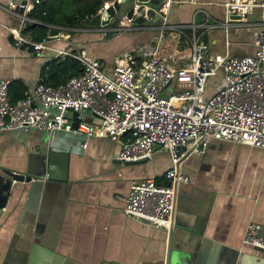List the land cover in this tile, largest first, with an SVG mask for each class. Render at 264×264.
I'll list each match as a JSON object with an SVG mask.
<instances>
[{
    "label": "crops",
    "instance_id": "1",
    "mask_svg": "<svg viewBox=\"0 0 264 264\" xmlns=\"http://www.w3.org/2000/svg\"><path fill=\"white\" fill-rule=\"evenodd\" d=\"M9 1L0 0V79L9 80L14 94L18 85L30 93L43 68L65 56L60 51L96 58L106 72L118 55L135 56L146 44L157 46L154 39L166 33L185 38L190 48L194 33L210 47L218 43L213 37L218 30L223 52H215L242 56L254 51L253 27L239 33L229 29L226 47L223 27L201 25L207 16V24L223 19L224 0H175L165 20L158 8L146 5L136 15L141 25L132 29L115 33L109 31L115 24L97 27L75 42L62 29L49 30L45 50L25 51L10 29L39 42L25 31L35 23L9 13ZM174 3L177 21L171 22ZM128 10L122 6L118 20ZM190 54L173 60L184 63ZM69 127L51 135L38 129L0 132V264H163L166 231L125 214L124 207L132 181L162 180L171 166L169 152L155 145L150 159L118 162L123 138L91 137L83 149L82 137H72ZM6 171L28 172L40 180L25 185L10 181ZM179 172L188 182L177 185L171 226L190 264H264V252L242 244L248 222L264 228V149L210 138L203 152L181 161Z\"/></svg>",
    "mask_w": 264,
    "mask_h": 264
},
{
    "label": "built area",
    "instance_id": "2",
    "mask_svg": "<svg viewBox=\"0 0 264 264\" xmlns=\"http://www.w3.org/2000/svg\"><path fill=\"white\" fill-rule=\"evenodd\" d=\"M174 1L163 0L156 10L163 20ZM37 2L11 0L5 9L22 21L38 24L26 15ZM222 6L221 21L207 24L204 12L207 17L201 25L223 27L226 47L230 28L253 27L252 54L230 56L228 50L212 53L209 45L193 33L188 38L191 54L184 63L172 60L168 64L158 57L157 46L146 44L135 56L118 55L106 72L96 58L60 51L59 55H71L82 66L78 75L63 84L48 86L39 78L26 97L11 103L9 80L0 79V132L38 129L51 135L69 124L72 137H82L83 149L91 137H121V149L115 158L124 163L150 159L155 145L167 150L171 166L162 180L132 181L124 212L148 219L156 229L168 230L177 185L188 182V177L179 172L187 154L203 152L210 138L264 149V0H224ZM145 7L136 1L131 17H121L120 28L109 31L135 27L133 19L145 12ZM258 12L257 20L249 23L248 17ZM10 32L25 51L42 52L47 47L46 39L32 42L14 28ZM214 76L218 83L208 94L207 81ZM73 112H77L76 127L71 126ZM242 244L264 249V228L248 222Z\"/></svg>",
    "mask_w": 264,
    "mask_h": 264
},
{
    "label": "trees",
    "instance_id": "3",
    "mask_svg": "<svg viewBox=\"0 0 264 264\" xmlns=\"http://www.w3.org/2000/svg\"><path fill=\"white\" fill-rule=\"evenodd\" d=\"M112 0H38L33 3L26 13L27 17L39 21L43 25L30 24L25 29L32 33L34 41H41L48 37L49 30L59 32L61 29H78L89 26V20L103 7L105 2ZM141 16L133 19V25H141ZM117 24L114 19L108 25ZM52 27H55L53 29ZM60 27V29H56ZM184 41L185 38H183ZM74 54V52H73ZM81 63L71 55L57 57L51 60L41 71L43 83L48 86H57L65 83L72 76L81 71ZM9 86V99L11 103L26 97L25 88L18 85L15 88Z\"/></svg>",
    "mask_w": 264,
    "mask_h": 264
},
{
    "label": "water",
    "instance_id": "4",
    "mask_svg": "<svg viewBox=\"0 0 264 264\" xmlns=\"http://www.w3.org/2000/svg\"><path fill=\"white\" fill-rule=\"evenodd\" d=\"M127 1L133 2V0H121V1L113 0L112 3L109 2L95 16H93L89 20L88 25L92 27H102V26L108 25L112 19L119 16L120 8L124 6V4L127 3ZM139 2H142L143 5L148 3L149 6L154 5V6H157V8H159L163 0H144V1H139ZM132 7L129 8V10L126 13L128 17H131L133 13ZM141 7H144V6H141ZM76 115H77V112H73V122L71 123L72 127L77 126ZM142 161H145V160H142ZM142 161H139V162H142ZM125 163H132V162H125ZM4 173L5 175H7V177H10V181L12 180L16 182H23L25 185L28 183H33V180H36V179L40 180L39 176H35L28 172L24 173V172L6 171ZM0 195H2V193ZM172 215H173V211H172ZM135 219L142 222L143 224L151 225V222L148 219H145L142 217H136ZM164 231H166V237L164 240L165 250H164V256H163V264H190V259L188 258V256L185 255V253H183L182 251H180L179 247H177L179 246L178 244L179 236L177 232L172 229V226L168 230H164ZM254 249L264 252V249L259 248V247H255Z\"/></svg>",
    "mask_w": 264,
    "mask_h": 264
},
{
    "label": "rangeland",
    "instance_id": "5",
    "mask_svg": "<svg viewBox=\"0 0 264 264\" xmlns=\"http://www.w3.org/2000/svg\"><path fill=\"white\" fill-rule=\"evenodd\" d=\"M132 3H133L132 1H127V3H125L123 7L124 8L126 7L127 9H129L132 7ZM146 4H147V6H149L148 3H146ZM175 4L176 3H174L173 7H172L173 14H172V17L170 18L171 22L177 21V16H176L177 4L176 5ZM182 6L190 7L189 4H183ZM154 8H157V6H154ZM154 10L156 11V9H154ZM199 16H200V13L197 15V18H199ZM119 17L116 18L117 24H115L116 25V26H114L115 28H120L119 20H118ZM257 17H258L257 14L256 15L253 14V15H250L247 20L249 23H252V22L257 20ZM103 27H107V25L102 26L101 28H103ZM96 28L97 27L94 28V27L87 26V28H81V29H64L61 32L67 33L69 35V37L72 40H74V42H75V40H78L79 38H81L84 35V33H86V31H91V30L93 31V29H96ZM132 28H134V27H130V28H126V29H132ZM251 28L252 27H241V28H230V29H232V31L234 30L237 33H239L243 29L250 30ZM126 29H124V30H126ZM122 31L123 30L121 29L120 32H122ZM185 32H186V30H185ZM161 34L162 33H160V35ZM213 37L218 39V43L215 46L211 45L210 46L211 50L215 52L218 49V51L223 52V50L221 49L223 41L221 39L220 34L218 33V30H216V35H214ZM213 37H211V38H213ZM157 41H159V43L157 45L158 46V57L168 64H170V61H172L173 59L184 58L185 55H188L191 52V50H190L191 48L189 47L188 43H186L182 37L173 38L172 33H166L163 36H161V38L154 39V42H157ZM126 54H129V53H123V55H126ZM217 83H218L217 82V76L210 77L207 81L206 89H208V87L212 88L213 86H216Z\"/></svg>",
    "mask_w": 264,
    "mask_h": 264
},
{
    "label": "bare ground",
    "instance_id": "6",
    "mask_svg": "<svg viewBox=\"0 0 264 264\" xmlns=\"http://www.w3.org/2000/svg\"><path fill=\"white\" fill-rule=\"evenodd\" d=\"M138 1H144V0H138Z\"/></svg>",
    "mask_w": 264,
    "mask_h": 264
}]
</instances>
